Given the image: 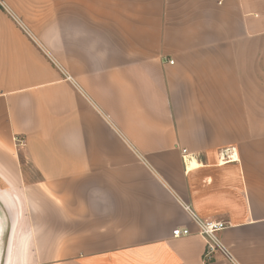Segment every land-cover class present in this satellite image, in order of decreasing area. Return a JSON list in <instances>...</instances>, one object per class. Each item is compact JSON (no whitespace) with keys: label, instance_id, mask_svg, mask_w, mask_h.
I'll return each instance as SVG.
<instances>
[{"label":"crops","instance_id":"1","mask_svg":"<svg viewBox=\"0 0 264 264\" xmlns=\"http://www.w3.org/2000/svg\"><path fill=\"white\" fill-rule=\"evenodd\" d=\"M0 264H264V0H0Z\"/></svg>","mask_w":264,"mask_h":264},{"label":"built area","instance_id":"2","mask_svg":"<svg viewBox=\"0 0 264 264\" xmlns=\"http://www.w3.org/2000/svg\"><path fill=\"white\" fill-rule=\"evenodd\" d=\"M17 143L19 147L25 145V140L17 138ZM227 227V223L219 220H204L201 222L199 233L206 240V247L203 255L204 261L210 262L215 259V254L218 251L226 253L227 251L220 243L217 238V233ZM190 230L188 228H177L173 231L174 236L188 235Z\"/></svg>","mask_w":264,"mask_h":264},{"label":"bare ground","instance_id":"3","mask_svg":"<svg viewBox=\"0 0 264 264\" xmlns=\"http://www.w3.org/2000/svg\"><path fill=\"white\" fill-rule=\"evenodd\" d=\"M193 165V164H192Z\"/></svg>","mask_w":264,"mask_h":264}]
</instances>
